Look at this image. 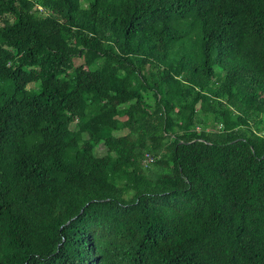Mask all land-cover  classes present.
Wrapping results in <instances>:
<instances>
[{"label": "trees", "instance_id": "16d2710c", "mask_svg": "<svg viewBox=\"0 0 264 264\" xmlns=\"http://www.w3.org/2000/svg\"><path fill=\"white\" fill-rule=\"evenodd\" d=\"M0 264H264V0H0Z\"/></svg>", "mask_w": 264, "mask_h": 264}, {"label": "built area", "instance_id": "2783aa9c", "mask_svg": "<svg viewBox=\"0 0 264 264\" xmlns=\"http://www.w3.org/2000/svg\"><path fill=\"white\" fill-rule=\"evenodd\" d=\"M154 160V156L151 153L146 152L144 157V163L147 165L149 162Z\"/></svg>", "mask_w": 264, "mask_h": 264}, {"label": "rangeland", "instance_id": "374dc122", "mask_svg": "<svg viewBox=\"0 0 264 264\" xmlns=\"http://www.w3.org/2000/svg\"><path fill=\"white\" fill-rule=\"evenodd\" d=\"M222 75V74H221ZM103 150L102 149H99L98 152H102Z\"/></svg>", "mask_w": 264, "mask_h": 264}]
</instances>
